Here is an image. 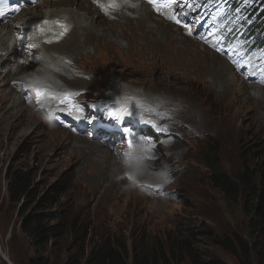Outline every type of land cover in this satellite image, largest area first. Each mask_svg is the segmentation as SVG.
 Returning a JSON list of instances; mask_svg holds the SVG:
<instances>
[{"label":"rangeland","instance_id":"rangeland-1","mask_svg":"<svg viewBox=\"0 0 264 264\" xmlns=\"http://www.w3.org/2000/svg\"><path fill=\"white\" fill-rule=\"evenodd\" d=\"M145 2L154 6L150 0ZM169 2V7L160 9L186 27L195 46L200 44L198 47L203 49L204 45H211L209 50L206 49L209 53L221 51L226 62L218 58L223 65L230 66L232 57L239 79L245 84L252 75L264 73V47L250 53L238 41L227 45L220 39L217 34L219 22L215 20L223 14L221 6L208 8L210 0ZM244 2L247 0H240L239 6ZM79 5L87 12L85 6H92V0L69 3L76 9ZM55 6L67 7L66 3L55 2L43 8ZM210 9L215 11L211 14ZM154 10L158 14L156 6ZM250 10L254 12L252 7ZM89 15L90 36L84 33L85 44L81 45L82 38H79L70 50L54 49L63 56L75 55L74 63L85 61L87 65L81 66L87 71L82 72L86 76H80L82 82L72 86L71 93H86L99 102L102 96L105 98L115 89L121 91L124 88L129 97L140 96L141 107L138 110L140 117H122L134 119L139 125L163 129L170 138L164 140L165 149L161 153L156 149L152 128H144L140 133L127 128L131 137L123 140L114 131L116 121L105 112L99 114L92 110L91 103L87 107L90 110L87 116L72 107H60L79 120L74 135L89 142L81 144L86 153L84 160L72 157L70 147L76 142L68 137L73 133L72 129L63 131L49 125L42 111L39 115L31 114L34 110L21 103L12 108L11 93L17 95L10 86L1 88L3 82L0 81V264H16L15 258L28 263L36 257L21 231L20 206L12 203L7 193L6 174L10 168L31 173L40 192L45 193L53 186L65 189L61 205L55 210L66 211L71 219L79 218L82 225L91 224L90 238L94 244L106 236L126 240L131 247L134 238L141 245L145 235L143 247L151 252L170 238L182 239L184 234L194 233L196 247L205 259L241 264L240 258L219 242L235 235L247 236L249 218L243 201L232 205L212 186V169L207 158L210 152L217 150L223 172L233 179L248 168L255 172L262 164L264 108L261 110L256 105L255 113L251 106L252 111L247 114L250 104L242 105V101L249 96L253 104L260 100L264 97V85L259 88L250 84L245 86L232 76V68L226 70L231 86L237 91V98L233 99L223 92L224 82L215 80L219 73L216 68L220 67L215 66L214 55L194 56L189 64L190 45L186 41L173 42L174 35L166 27L145 32L133 43L132 34H126L118 25L97 19L96 13ZM154 19L159 18L154 16ZM225 23L231 31V17ZM167 43L185 58V63L181 59L172 61ZM148 44H155V47L149 49ZM137 49L143 61H151L150 64L143 65L137 60ZM159 49L166 53L165 60L158 58ZM258 56L263 57V61L251 70V63ZM77 67L75 71H83L78 64ZM35 100L32 97L25 101L32 104ZM62 124L70 123L66 119ZM188 138L190 143L185 142ZM69 142L73 145L67 146ZM106 153L112 156L113 160L108 159L115 166L103 165L107 160ZM162 156L165 159L172 156L180 166L170 161L160 163ZM115 163L121 164L123 170L118 172ZM113 168L118 173L117 181H112L113 175H110ZM175 186L179 191L174 190Z\"/></svg>","mask_w":264,"mask_h":264},{"label":"bare ground","instance_id":"bare-ground-1","mask_svg":"<svg viewBox=\"0 0 264 264\" xmlns=\"http://www.w3.org/2000/svg\"><path fill=\"white\" fill-rule=\"evenodd\" d=\"M70 1L77 0H65L61 2L66 3L67 7H64L65 5L61 8L59 6H55V8H43L41 6V9L39 10L32 9L30 11H26L23 14L21 13L22 15H19L16 22L0 27V77H2L0 81L3 82V86L1 88L10 86L12 91L17 95L15 97L11 93L12 96L9 100L11 101L12 108H14L17 103H21L25 107L34 110L31 114L39 115L40 111H42V115L44 119L48 121L49 125L63 131L72 129L73 133H70V135L73 136H75L74 133L77 129L76 127L79 120L75 119L74 114H71L70 112H68L70 114L63 112L60 107L64 109L72 107L78 113H80V111L85 112L84 116H87L90 113V110L87 107L91 103L90 107L92 110L94 109V111L99 114H103L105 112L116 121V123H114L115 126L113 127L114 131L123 140H130L131 136L128 135L126 130L128 126L130 128L137 129L139 132L143 128H148L147 126L139 125V122L134 119L127 120V118L122 116L120 119H116L115 116L111 114L118 112L120 106H126L130 113H132L130 115L131 117H140V113L138 111L141 107L138 102V97L140 96L129 97V93H127V90L124 88H121V91L115 89L107 97L103 98V101L99 102H97L96 98L86 95V93H71L73 90L71 87L82 82L80 76H86L85 74H82V72L87 71L81 66L87 65L85 64V61L80 62V64L74 63V59L76 58L75 55H70L71 58L70 56H63L60 53L54 52V49L63 47L66 51L70 50L69 47L73 43L75 46L79 38H82L80 40L81 45L85 44V42H87V37L84 36V33L90 36V13H96L97 19L116 24L121 29H124L127 32L126 34H132L134 37L133 43H136L139 38L138 36L143 35L145 32H155L161 30V27H166L170 34L174 35L173 42L181 44L186 41L190 45L189 49L191 51H189L190 55L187 60L189 64L193 61L194 56L205 57L209 54L214 55L217 60H215V66L220 67L216 68L219 73L215 75V80H220L222 83L224 82L223 92L225 94L229 95L233 99H235L234 97L237 98V91L231 86L230 83L232 82L225 73L226 70H231L232 68V76L240 80L236 63L232 60V57H230V66L227 63L223 65L222 61L218 57L223 59L225 62L226 60L220 51H213L209 53L206 49L209 50L210 47H212L211 45H204L203 49L198 47L200 44L195 46L186 27L179 25V23L174 20V17H171V15L163 8L158 11V15L156 14V10L146 4L145 0H94L92 2V6H85L90 12H85L82 10L83 6L79 5L77 9L70 7ZM54 3L55 2H48L46 4L50 5ZM72 5L74 6L75 4ZM101 5H103V7H101ZM212 12L213 10L210 11V13ZM154 16L159 19H154ZM45 21H47V23H45ZM22 37L24 39H22ZM47 41L51 42L49 43ZM30 45L32 47H30ZM167 45L169 47L168 43ZM148 46L149 49H151L155 47V44H148ZM169 48L171 50L170 57L172 58V61L180 59L182 62L185 61V58H183L181 54L174 51L175 48ZM161 51V49L158 50V52H160L158 58L165 60L167 55L165 52ZM139 53L140 51L137 49V60L143 65L150 64L151 61H143L144 59L140 57ZM95 58L96 56L94 59ZM262 60L263 58L257 57L252 63V69L257 68ZM77 64L83 71H75V69H78ZM71 73L77 74V76L70 75ZM74 76L76 78H74ZM241 82V84L245 86L247 85L245 82ZM38 91L42 93V95H38ZM32 97L36 99L34 101L35 103L30 104V102L25 101L26 99L28 100ZM60 98H62L63 102ZM250 99L252 98L249 96L245 99V102L242 101V105L250 104L248 105L247 114L251 113V106L255 108V113L257 110L256 105L261 108V110L264 108V97L254 104L250 102ZM245 108L246 106L240 110V113ZM91 113L93 116V111ZM234 118L237 119L235 115ZM66 119L70 123L67 126L62 124V121H65ZM232 126L234 127L235 123H233ZM159 131L160 135L155 134L153 138L156 141L155 146L157 151L164 153L165 147L163 142L164 140L170 138V135L163 129ZM70 135L68 136L70 140L74 142L76 141L75 146L70 147L72 157L78 156L81 160H84L86 153L84 152L82 145H86L89 142L86 140H79L76 136L73 138ZM186 136H188V134ZM190 138L186 139L185 142L190 143ZM71 145L70 142L67 143V146ZM133 151L134 149L131 150V152ZM105 155V159L107 160L103 165L108 164L115 166L112 165L109 160H113L112 156L108 153ZM168 161L175 163L174 165L176 166H180V163H178L172 156L167 159L162 156V159L159 160L160 163ZM115 164L118 172L123 170L121 164ZM111 170L113 171L110 174L113 175L112 181H117L118 173L114 168ZM102 174L103 173H101V176ZM174 190L179 191L176 186Z\"/></svg>","mask_w":264,"mask_h":264},{"label":"trees","instance_id":"trees-1","mask_svg":"<svg viewBox=\"0 0 264 264\" xmlns=\"http://www.w3.org/2000/svg\"><path fill=\"white\" fill-rule=\"evenodd\" d=\"M251 39L252 36L248 46L252 45ZM207 159L212 186L232 205L243 201L249 218L247 236L235 235L220 245L239 257L241 264H264V161L255 172L248 168L233 179L223 172L217 150L210 152ZM6 178L9 199L20 206L21 231L36 255L28 263L15 258L16 264H226L220 259H205L196 247L194 233L184 234L182 239L170 238L151 252L143 247L145 235L141 245L134 238L131 247L126 240L106 236L94 244L91 224L82 225L79 218L71 219L66 211L55 210L61 205L65 189L53 186L40 192L32 174L23 170L10 168Z\"/></svg>","mask_w":264,"mask_h":264},{"label":"snow or ice","instance_id":"snow-or-ice-1","mask_svg":"<svg viewBox=\"0 0 264 264\" xmlns=\"http://www.w3.org/2000/svg\"><path fill=\"white\" fill-rule=\"evenodd\" d=\"M150 2H152L154 4V6H156L158 11L160 10L161 7H169L170 6L169 0H150ZM101 7H103V5H101ZM177 22H179V21H177ZM45 23H47V21H45ZM22 39H24V38H22ZM47 42L50 43L51 41H47ZM30 47H32V46L30 45ZM38 95H42V93H40L38 91ZM114 107H115V105H114ZM111 114L114 115L116 119H120L121 116L131 115L132 113H130L129 109L126 106H120L118 109V112H114ZM147 123H151V121H147Z\"/></svg>","mask_w":264,"mask_h":264}]
</instances>
